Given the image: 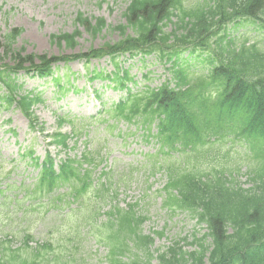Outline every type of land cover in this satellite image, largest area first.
<instances>
[{
    "label": "trees",
    "instance_id": "obj_1",
    "mask_svg": "<svg viewBox=\"0 0 264 264\" xmlns=\"http://www.w3.org/2000/svg\"><path fill=\"white\" fill-rule=\"evenodd\" d=\"M124 16L127 24L118 27L124 38L106 47H115L113 51L120 48L155 54L170 64L168 71L172 76L160 87L134 96L126 119L140 124L148 136L156 138L160 155L172 157L169 164L162 165L167 175L165 204L191 211L208 228L207 234L196 239L197 250L188 252L174 245L159 255L161 263L205 264L207 257L209 264H264V44L231 38L228 32L229 23L238 18L251 19L264 29V0H204L191 7H185L182 0H132ZM77 22L93 35L106 24L100 18L92 25L82 13L78 14ZM168 24L173 25L171 31L165 30ZM128 27L135 35H126ZM18 31L14 29L7 36L10 43L19 35ZM79 35L76 31L53 36V40L58 44L65 41L72 48ZM185 50L203 63L200 71L193 70L191 61L182 57ZM20 54V51L14 54L10 46L6 48L5 55L16 63L7 72L25 68L26 63L37 67L34 65L37 56ZM38 58L46 61V56ZM40 70L42 75L47 74L46 69ZM7 75L0 69V80L16 92ZM11 90L7 100L14 101ZM35 102L25 96L17 103L30 115V106ZM117 116L124 117V113ZM32 121L35 122L34 118ZM153 124L157 128L155 133ZM53 137L55 143L67 146L65 134ZM217 142L231 144L234 152L243 157L244 166L252 173L251 186L245 188L219 175L210 155ZM47 161L52 163L50 156ZM75 163V159L66 161L60 180L56 181L49 180V168H45L39 182L48 180L49 186L66 182L75 196L80 195L87 184ZM157 163L162 164V157ZM194 163H198L197 168L190 171L181 166ZM203 166L210 168L202 169ZM225 170L222 174H231ZM95 189V193L108 196L103 189ZM106 215L105 220L95 224V233L109 248V264H151L149 245L153 239L141 235V224L135 214L115 206ZM207 237L211 238L209 244ZM131 243L138 248L143 245L141 251L147 261L138 253L129 262L123 260ZM22 248L35 256V251L27 246ZM36 262L21 261L11 254L1 264Z\"/></svg>",
    "mask_w": 264,
    "mask_h": 264
},
{
    "label": "rangeland",
    "instance_id": "obj_2",
    "mask_svg": "<svg viewBox=\"0 0 264 264\" xmlns=\"http://www.w3.org/2000/svg\"><path fill=\"white\" fill-rule=\"evenodd\" d=\"M128 2L129 0H0V61L5 49L3 34L13 27L23 30L15 41V47L17 50L23 48L24 55L71 56L84 53L91 48L102 47L107 42L113 43L120 38L119 32L114 27L126 23L123 13ZM79 12L93 20L97 17L105 18L108 27L96 37L92 36L75 23ZM75 29H79L81 35L77 38V46L74 49H69L65 45L59 46L51 41L53 34L70 33ZM252 29V24L243 25L236 33L252 31ZM131 30L129 28V32ZM129 59L128 55L120 57V61L125 66L133 63L130 72L139 79L138 85L145 86L148 81V84L154 87L170 77L164 64V66L160 62L157 65L152 64L156 62L154 58L147 60L143 68L136 65L137 59ZM147 63L151 65L148 66ZM58 65L60 68L58 67L57 73L65 82V90L61 93H58L57 85L52 80L32 78L20 73L19 82L23 83L26 89L38 87L43 91L44 101L37 104L34 110L40 124H44L45 134L56 130L58 115H66L70 119L73 117L77 124L82 126L81 138L76 149L68 153L55 145H50L45 134L30 130L27 118L19 109L15 107L4 109L0 112V169L4 178L0 180V183L28 185L37 179L40 169L34 168L28 158L19 160L20 153L30 148L34 149L35 155L41 158L50 151L59 162L67 154L80 153L83 150L84 141L91 140L95 147L102 149V153L107 155V160L102 165L106 168L112 166L120 176L130 181L131 185L127 187L126 192H122L119 196L120 203L122 205L129 202L140 203L137 207L138 211L148 216L142 226L143 233L155 237V243L152 246L154 254H157V249L164 250L177 240H180L186 248H193L188 241L200 237L206 229L189 213L179 210L171 211L163 206L158 190L165 183L163 172L149 171V165L145 161L146 154L153 153L156 145L144 139L141 131H136L134 125L120 123L118 127L104 128L105 123L97 122L93 118L89 119L106 108L109 102L117 101L123 96L121 89L106 87L105 82L89 80L90 72L94 69L104 71L113 69L109 59L107 57L92 59L89 63L84 59H71L67 67L62 62ZM148 70H152L153 76L144 79L141 73ZM68 79H70L69 82H67ZM94 88L99 89L101 99H96L94 96ZM63 130L69 132L70 127L65 125ZM75 140L76 138L71 139V146ZM225 163V159H220L221 165ZM149 186L152 188L147 189ZM17 193L24 194V191L18 190ZM18 198L21 199L22 195ZM45 199L47 200L46 197ZM7 201L8 206H0V229L5 221L8 222L7 217L12 215L14 221L9 223L11 230L17 233L16 239L20 240V236L31 233L36 239L49 238L47 240L53 243V248L55 245L67 244L70 250L63 253H69V258L74 260V264H107L106 248L93 236L84 238V232L88 228L85 223L88 219L85 217L89 214V208L95 203L91 192L86 194L85 205L81 211L69 217L66 212L70 208H78L77 202L58 209H50L30 199L20 202L12 200L15 201V205L10 199ZM18 205L23 209L18 208ZM77 230L84 239L78 250L74 246L76 241L80 240L75 236ZM155 231H162L163 235L159 236L155 234ZM68 239L74 240L68 244ZM155 263L157 264L156 260Z\"/></svg>",
    "mask_w": 264,
    "mask_h": 264
}]
</instances>
